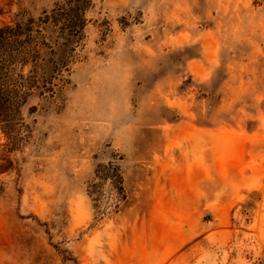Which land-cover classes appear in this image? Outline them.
<instances>
[{
  "label": "rangeland",
  "instance_id": "obj_1",
  "mask_svg": "<svg viewBox=\"0 0 264 264\" xmlns=\"http://www.w3.org/2000/svg\"><path fill=\"white\" fill-rule=\"evenodd\" d=\"M64 1L0 0V26ZM85 17L28 137L0 129V264H259L264 0H93Z\"/></svg>",
  "mask_w": 264,
  "mask_h": 264
},
{
  "label": "trees",
  "instance_id": "obj_2",
  "mask_svg": "<svg viewBox=\"0 0 264 264\" xmlns=\"http://www.w3.org/2000/svg\"><path fill=\"white\" fill-rule=\"evenodd\" d=\"M93 0H66L37 18L0 26V129L14 144L28 137L24 109L34 95L53 97L74 46L83 37L85 13ZM36 106L28 107L33 113ZM103 167V166H100ZM108 177L125 198L119 167L108 163ZM264 264V260L259 262Z\"/></svg>",
  "mask_w": 264,
  "mask_h": 264
}]
</instances>
